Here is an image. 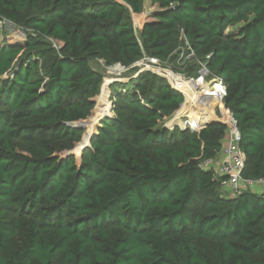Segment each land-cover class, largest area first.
I'll return each instance as SVG.
<instances>
[{
    "label": "trees",
    "instance_id": "trees-1",
    "mask_svg": "<svg viewBox=\"0 0 264 264\" xmlns=\"http://www.w3.org/2000/svg\"><path fill=\"white\" fill-rule=\"evenodd\" d=\"M145 2L0 0V18L27 30L0 39V264H264V192L226 195L201 167L226 124L165 128L183 95L133 66L175 62L182 32L199 55L210 48L243 176L263 177L264 0ZM95 56L133 73L110 85L113 114L79 158L69 151L86 128L73 124L92 117L103 84Z\"/></svg>",
    "mask_w": 264,
    "mask_h": 264
},
{
    "label": "built area",
    "instance_id": "built-area-1",
    "mask_svg": "<svg viewBox=\"0 0 264 264\" xmlns=\"http://www.w3.org/2000/svg\"><path fill=\"white\" fill-rule=\"evenodd\" d=\"M180 40L181 45L177 50L175 62L167 65L169 60L165 62L144 54L133 65L136 67L135 76L142 71H152L165 77L183 95L184 99L180 107L167 121L170 124L177 117L179 118L180 121L170 124L171 128L175 125L182 130L188 129L198 133L213 121L226 124L227 128L218 156L201 163L202 168L216 174L223 192L236 197L244 190L254 191L264 187V176L259 178L243 176L247 157L240 147L241 131L238 120L225 104L228 93L226 82L211 67L210 55L206 59L202 58L184 32L181 33ZM194 66L196 70H190ZM114 67L124 70L120 63L114 64Z\"/></svg>",
    "mask_w": 264,
    "mask_h": 264
},
{
    "label": "rangeland",
    "instance_id": "rangeland-1",
    "mask_svg": "<svg viewBox=\"0 0 264 264\" xmlns=\"http://www.w3.org/2000/svg\"><path fill=\"white\" fill-rule=\"evenodd\" d=\"M145 1H146L145 2V8L147 9L151 6V2H150V0H145ZM132 18H133L135 28L137 30H139L141 27L140 24H141L142 16H139V15L133 13ZM26 33H27V30L24 29L23 27L17 26L10 21H7V20L0 18V39L1 40H7V39H11V40L15 39L16 40L19 38H23L26 35ZM209 52H210V48H206L205 50H203L201 52L200 56L201 57H203V56L207 57L208 55H210ZM166 64L170 65V64H172V62L169 61ZM91 65L103 74V84L101 86L100 93L96 96L97 105L93 111L92 117H90L89 119H87L85 121H82L87 126H86V130L83 133L81 139L76 143V145H74V147L72 149L73 151L76 152V154L80 153L79 145L81 146L82 144L87 143L86 137L94 129V127L96 125V124H94L95 119H97L98 117L100 118L101 115L104 114V112H107V110H108L109 114H113V112H112L113 111L112 110L113 103H112V100L110 99V93H111L110 92L111 91L110 85L112 84V82L115 81V80L113 81V79H116V80H119V79L123 80L124 79V81H127L131 78L130 76L133 73L132 69L129 70L127 67H124V66H123L124 70L121 71V68L114 67V64L108 65V64H106V62L102 58L97 57V56L91 58ZM110 82H111V84H110ZM108 93H109V95H108ZM107 96H108V101H107ZM168 120L169 119H167L166 122ZM176 121H180L178 117L174 121L170 122V124L172 125ZM93 124H94V127H93ZM176 127H178V126L174 125L171 129H174ZM226 190H229V189H226ZM56 264H60V259H58Z\"/></svg>",
    "mask_w": 264,
    "mask_h": 264
},
{
    "label": "water",
    "instance_id": "water-1",
    "mask_svg": "<svg viewBox=\"0 0 264 264\" xmlns=\"http://www.w3.org/2000/svg\"><path fill=\"white\" fill-rule=\"evenodd\" d=\"M209 59H211V56H210ZM114 80H116V79H113V81H114ZM119 80H122V79H119ZM123 80H124V79H123ZM110 84H111V82H110ZM172 87L176 89L175 86L172 85ZM106 116H109V114H107ZM100 119H101V117L97 120L96 125L100 122ZM220 123H223V122H220ZM73 125H76V126H78L79 128H86V126H87V125H86L84 122H82V121L76 122V123H74ZM95 127H96V126H95ZM164 127H165V128H171V125H170L168 122H166V123H164ZM94 131H95V128H94V129L92 130V132H91L90 134H88V135H91ZM86 145H88V142L82 144L81 146L79 145V146H80L79 158H81L82 150H83L84 146H86ZM69 153H74V154H75L76 152L72 150V151H69Z\"/></svg>",
    "mask_w": 264,
    "mask_h": 264
},
{
    "label": "crops",
    "instance_id": "crops-1",
    "mask_svg": "<svg viewBox=\"0 0 264 264\" xmlns=\"http://www.w3.org/2000/svg\"><path fill=\"white\" fill-rule=\"evenodd\" d=\"M142 25V20H141V24L140 26ZM264 191V187H259L258 189H255L254 192H257V193H261Z\"/></svg>",
    "mask_w": 264,
    "mask_h": 264
},
{
    "label": "bare ground",
    "instance_id": "bare-ground-1",
    "mask_svg": "<svg viewBox=\"0 0 264 264\" xmlns=\"http://www.w3.org/2000/svg\"><path fill=\"white\" fill-rule=\"evenodd\" d=\"M118 68H120V67H118ZM169 75H170V77L173 79V76H172L171 74H169ZM98 119H99V117H98L97 119H95L94 124H96V122H97ZM94 124H93V127H94Z\"/></svg>",
    "mask_w": 264,
    "mask_h": 264
}]
</instances>
